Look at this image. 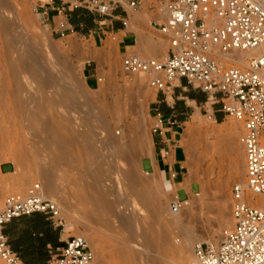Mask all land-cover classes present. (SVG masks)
<instances>
[{
    "label": "rangeland",
    "instance_id": "1",
    "mask_svg": "<svg viewBox=\"0 0 264 264\" xmlns=\"http://www.w3.org/2000/svg\"><path fill=\"white\" fill-rule=\"evenodd\" d=\"M0 4V206L7 194H25L34 184L46 196L45 180L37 172L49 164L56 191L53 197L46 198L57 201L63 209L60 226L63 236L84 233L95 264H152L159 256L161 264H174L172 248L188 234L200 243L217 245L223 229L232 222L230 187L236 178L244 176V157L238 142L240 124L227 115L219 122L210 121L202 108L181 125L179 143L184 150V177L192 183L193 190L186 197L184 189H175L177 197L187 199L188 204L174 212L170 209L174 185L167 184L158 171L146 170V164L145 168L141 166L142 158L152 146L149 103L155 89L147 85L143 74L127 75L122 71L123 54L118 52L113 36L105 42H94L79 31L61 37L40 19L39 0H0ZM139 8L142 12L135 11L134 15L142 19L146 41L141 49L136 48L137 54L144 58L163 56L167 39L152 25L159 22L158 6L154 0H141ZM87 47L100 53L97 59H91L90 51L82 50ZM15 48L25 58L17 59ZM17 65H23L25 72L13 73L11 69ZM89 70L99 79L98 85L91 89L86 86L85 78ZM51 71H57L60 84L72 86L76 94L69 95L71 101L62 94L55 97H60L57 103L55 100L51 105L44 103L54 91L52 86L49 90L41 88L49 86ZM36 72L43 74L41 78L33 77ZM32 92L38 101L29 95ZM74 100L89 102L100 114L103 112L101 119L104 116L102 120L120 139L119 148H106L94 128H87L84 135L63 130L65 114L83 113V107L75 108V102L70 104ZM217 106L208 103L204 109L210 111V107ZM46 119L64 124L59 129L62 132L48 133L44 140L39 124ZM76 123L84 128L89 124L77 120ZM54 143L61 146L53 149ZM66 152L72 159L63 158ZM108 157L113 164L107 163ZM91 185L100 196L105 189H112L103 197L107 212L94 202L89 190ZM116 187L118 190L114 191ZM121 200L124 205L119 203ZM153 203L162 207L165 217L161 218V212L151 208ZM121 210L138 212L136 229L120 226ZM223 214H226L224 219ZM163 234L165 240L155 244ZM191 251L181 264L190 257Z\"/></svg>",
    "mask_w": 264,
    "mask_h": 264
},
{
    "label": "built area",
    "instance_id": "2",
    "mask_svg": "<svg viewBox=\"0 0 264 264\" xmlns=\"http://www.w3.org/2000/svg\"><path fill=\"white\" fill-rule=\"evenodd\" d=\"M162 13L154 28L168 42L160 57H141L129 52L122 56L121 69L127 75L143 74L147 85L166 90L176 79L206 94V102L218 105L216 112L232 117L240 124L238 142L244 157V184L230 187L232 225L223 229L217 245L198 243L184 264H264V208L246 194L264 197V0H154ZM141 0H128L135 9ZM37 9L54 8L58 13L84 8L97 18L110 16L107 0H39ZM122 26L126 21H121ZM63 37L72 29L65 20L57 25ZM257 49V54L238 65L220 53ZM99 79H97L98 81ZM206 118L215 122L212 111ZM163 116L152 113L150 131L160 134ZM171 172L170 177L174 178ZM244 185V186H243ZM186 197L188 194L186 193ZM185 199V198H184ZM177 195L170 204L180 210ZM33 213L43 214L62 226L61 210L55 200L43 197L38 184L25 194H7L0 206V261L24 264L11 248L4 233L12 219ZM46 264H95L87 239L69 236L61 248L51 250Z\"/></svg>",
    "mask_w": 264,
    "mask_h": 264
},
{
    "label": "crops",
    "instance_id": "3",
    "mask_svg": "<svg viewBox=\"0 0 264 264\" xmlns=\"http://www.w3.org/2000/svg\"><path fill=\"white\" fill-rule=\"evenodd\" d=\"M112 4L110 16L106 18H97L84 8H79L65 13H58L56 9L41 8L39 10L40 19L51 32L57 34V25L59 19H64L67 27L72 29V32L79 31L81 34L89 35L94 42L107 41L109 36H113L116 41L118 52L125 54L129 52L137 53L136 48L145 45V29L141 18L134 15L135 11L142 12V8L131 9L127 6V1L107 0ZM125 20L126 25L122 26L121 21ZM71 33V32H70ZM69 34V32H68ZM162 56V55H161ZM160 57V56H158ZM86 86L93 88L98 85L96 73L92 70L86 71ZM206 94L200 92L187 85L185 80H173L166 90H155L150 100L149 106L151 113L159 111L164 119L162 131L160 134H152V146L141 160V166L146 164V170L158 171L162 175L164 181L170 186L174 185L172 190L176 195V190L184 189L185 193H191L193 190L192 183L186 182L184 177V150L179 143V130L181 125L186 122L192 114L200 112L202 108H207ZM213 112L215 121H221L225 116L216 109L210 107ZM175 173L174 178L170 177V173ZM187 187V188H186ZM176 189V190H175ZM34 214V213H33ZM40 214V213H39ZM29 215L20 216L12 219L5 225L4 231L9 241H18L22 230L26 227ZM45 219H47L45 217ZM49 220V219H48ZM50 221L52 229L55 231V244L46 245L47 254L40 264H46L49 252L61 248L66 237L63 236V231L60 226L53 224ZM33 235V234H32Z\"/></svg>",
    "mask_w": 264,
    "mask_h": 264
},
{
    "label": "bare ground",
    "instance_id": "4",
    "mask_svg": "<svg viewBox=\"0 0 264 264\" xmlns=\"http://www.w3.org/2000/svg\"><path fill=\"white\" fill-rule=\"evenodd\" d=\"M1 4L3 5V3L1 2ZM0 4V5H1ZM17 5V4H16ZM11 6V5H10ZM1 7L2 6H0V9H1ZM3 11V10H2ZM160 17H162V13L160 12V10H159V15H158V18L160 19ZM8 27H9V25H8ZM12 36H14V35H12ZM14 39H16L15 37H13ZM12 42V41H11ZM105 42V41H104ZM16 49V48H15ZM82 49V48H81ZM82 50H86V51H90L91 52V54H92V56H91V59H93V60H95V59H97L98 58V56L100 55V53H99V55L97 54V52H96V50H93V49H91V48H83ZM13 51H15L14 49H13ZM13 51L11 52L12 54H16L17 55V59H19V58H25V56H24V54H22L21 55V53H20V50L19 49H16V53L14 52L13 53ZM257 49H252V50H232V51H229V52H226V53H220V56L222 57V58H224V59H226V60H230V61H233V62H235L236 64H238V65H243V64H245L246 63V61H247V59L248 58H250V57H252V56H254V55H256L257 54ZM166 53V52H165ZM164 53V54H165ZM11 54V55H12ZM163 54V55H164ZM14 55H12V56H14ZM11 71L13 72V73H17V72H23L24 71V66L23 65H17V66H15V67H12V69H11ZM25 72V71H24ZM52 75H53V77H52V80L50 81V84H49V86H41V88H42V90L44 89V90H46V89H50L51 88V86L54 88V91H50L51 92V94H48V95H51V96H47V98H45V102L44 101H42V102H44L45 104H48V103H50V105H51V103L55 100V103H57L59 100H57V99H59L60 97H58L57 99L55 98L57 95L59 96V95H62V97H64V95L66 96L65 97V99H67V101H68V99H70V98H68L69 97V95H73L74 93H75V91L73 90V88H72V86H69V84L68 85H66L65 83L64 84H60L58 81H59V74L57 73V71H51L50 72ZM33 75V77L34 78H41V76L43 75L41 72L39 73V72H36V73H33L32 74ZM101 80V79H100ZM39 81V80H38ZM39 85H37L36 86V88H39L38 87ZM52 88V89H53ZM38 90H40V89H38ZM36 92V94H37V92H39V91H37V89L35 90ZM34 92V91H33ZM32 92V93H33ZM49 92V91H48ZM74 92V93H73ZM78 92V91H77ZM35 94V95H36ZM76 94V93H75ZM29 95H32L33 96V98L34 97H36L35 99H36V101H38L37 100V96H34V93L33 94H29ZM70 96V97H71ZM75 96V95H74ZM74 96H72V97H74ZM30 97V96H29ZM48 97H50V98H48ZM62 97H61V99H62ZM32 98V99H33ZM96 98V97H95ZM35 99H34V101H35ZM42 99V98H41ZM60 99V100H61ZM65 99H63V101L65 100ZM75 99V98H74ZM78 99V98H77ZM44 100V99H43ZM57 100V101H56ZM72 100H73V98H72ZM92 100V99H91ZM97 100L98 99H96V102H97ZM33 101V102H34ZM70 101H71V99H70ZM77 101V100H76ZM75 100L74 101H72V103H70V104H73L74 102V104H73V106L76 108H80V107H83V113H82V111H81V113L83 114H81L80 115V113H68L67 114V116H66V114H65V117L67 118H64V119H66V120H64L63 122L65 123V126H64V128H63V130L64 129H66L67 131H69V132H74V133H76V134H81V135H84L85 134V132H86V129L87 128H94V129H96V130H98L97 132H98V135L100 136V139H102V141L103 142H105V144H106V148H108V147H114V149H116V148H119L120 146H121V143H120V139L118 138V137H116L114 134H112V132H111V130H110V128L108 127V125L106 124V122L105 121H103L102 119L104 118V116H103V118L101 119V116L102 115H104L103 114V112L102 111H100L101 112V114L99 113V111L98 110H96V108H94L93 106H91L90 104H88V103H86L85 101L84 102H82V103H80V102H76ZM87 101V100H86ZM95 100H93V102H94ZM92 101H91V104L93 103ZM60 103V102H59ZM64 103V102H63ZM62 103V104H63ZM100 103V102H99ZM45 104H42V106H44ZM38 105V104H37ZM68 105V104H67ZM93 105V104H92ZM96 105V104H95ZM94 105V106H95ZM103 105V104H102ZM101 105V106H102ZM58 106H59V104H58ZM58 106L56 107V108H58ZM101 106H99L98 108H100ZM55 107V106H54ZM97 107V106H96ZM68 108V107H67ZM102 108V107H101ZM100 108V110H102ZM38 109V108H37ZM103 109H104V106H103ZM73 110H74V108H73ZM77 110V109H76ZM62 111V110H61ZM67 112H70V110H66ZM37 112V111H36ZM40 112V111H39ZM55 112V111H54ZM77 112V111H76ZM79 112H80V110H79ZM38 113V112H37ZM66 113V112H65ZM71 114H72V116H71ZM59 119V118H58ZM58 119H57V121H58ZM55 120H56V118H55ZM55 120H54V123H52L53 121H51V119L49 120V119H46V120H43V121H41L40 122V124H39V127H40V129H41V132H43L42 134H44V136H45V138L44 137H42V138H44V140H46V136H47V134L48 133H52V134H55V133H59L58 131H63V130H59V129H61L62 127V125L64 124V123H59V122H56L55 123ZM76 120L77 121H82V123H85V125L87 124V123H89L88 124V126L86 125V128H84V126L82 127L81 125L79 126V123H76ZM105 120V119H104ZM60 121V120H59ZM61 122V121H60ZM189 127V126H188ZM190 131H191V128L189 127L188 128V133L190 134ZM232 131V130H231ZM119 133V132H118ZM230 134H231V132H230ZM231 138V137H230ZM43 140V139H42ZM61 146V144H52V148L54 149H57V148H59ZM52 148H51V150H52ZM107 151V150H106ZM110 152H107V154H109ZM72 154V153H71ZM104 154V153H103ZM106 155V154H105ZM119 155V153H117V155L116 156H118ZM46 157V156H45ZM72 156L70 155V153H65L64 154V156H63V158L64 159H72L71 158ZM104 158V156H102V159ZM105 160V159H104ZM108 161H109V163H111V164H113V161L111 160V158H109L108 157V159H107V163H108ZM242 162V161H241ZM47 166H48V168H45V169H40L37 173L38 174H40L41 176V178L43 177V179L45 180L44 181V191H45V193H46V196L43 194V190L40 188V191H41V194H42V196L44 197H50V196H52V195H54L55 194V191H56V187L54 186V184L52 183V174H51V167H50V165L49 164H47ZM52 175V176H51ZM34 176V175H33ZM32 176V177H33ZM55 176V175H54ZM126 177H128V175H126ZM235 179V178H234ZM236 183H240V184H244V176H243V178H236ZM244 186V185H243ZM114 188V187H113ZM187 188V187H186ZM89 190H90V194H91V196L93 197V199H94V202L98 205L97 207H99V205L101 206V208L105 211V212H107V209L104 207V205H103V197H105V195H108L109 194V192H111V190L112 189H105L104 190V195L103 196H100L99 194H98V192H97V189H96V187L95 186H93V185H91L90 186V188H89ZM116 190H118V188L116 187L115 188V190L114 191H116ZM58 196V195H57ZM246 196H247V198H248V200H250L251 202H252V204H254V205H256V206H258V207H261V208H264V197H262V196H253V195H251V194H249V193H247L246 194ZM53 197V196H52ZM60 197V196H59ZM175 198H176V195H175V193H173V197H172V200H171V202H170V204L175 200ZM59 201V200H58ZM57 202V201H56ZM61 202V201H60ZM121 205H124V201L123 200H121L120 202H119ZM95 204V205H96ZM188 204V200L186 199H184L182 202H181V207L180 208H183L185 205H187ZM224 204V203H223ZM59 205V204H58ZM59 207H60V210L62 209L61 208V206L59 205ZM151 208L153 209V210H155V212H158V213H160L161 214V218H163V217H165V215H164V212H162V207L159 205V204H157V203H153L152 205H151ZM63 210V209H62ZM123 210V209H122ZM120 211V213H119V218H120V222H121V224H120V226L122 227V226H125V227H127V228H129V230L131 229V230H134V226H135V224L137 223V221H138V219H139V216H138V212L136 213L135 211H130L129 213L127 212V213H124L123 211ZM148 210V209H147ZM164 211V210H163ZM166 212H168V211H166ZM82 214H84V213H82ZM142 214V213H141ZM85 215V214H84ZM142 216V215H141ZM176 217V216H175ZM226 217V214L224 215L223 214V216L221 217L222 219H224ZM143 218V217H142ZM177 218V217H176ZM143 220V219H142ZM146 220H147V218H146ZM231 221H233L232 220V218H231ZM232 223L233 222H231V225H232ZM230 225V224H229ZM230 225V226H231ZM87 226V225H86ZM230 226H228V227H230ZM228 227H226V228H224V229H227ZM126 228V229H127ZM88 229V228H87ZM135 229H136V226H135ZM141 229V228H140ZM90 230V229H89ZM88 230V233L90 232L91 233V231H89ZM142 230V229H141ZM148 230V229H147ZM87 231V230H86ZM183 231H186V232H188V229L187 228H184L183 229ZM138 232V231H137ZM140 232V231H139ZM148 232V231H147ZM147 232H146V234H147ZM127 233V232H126ZM125 233V234H126ZM84 234V233H83ZM83 234H79V235H81V236H84ZM138 234H140V233H138ZM145 236V235H144ZM147 236V235H146ZM165 235L163 234V235H161L156 241H155V244L157 243V244H160L163 240H165ZM200 241V240H199ZM198 240H195L194 239V237H193V235H190V234H188V236H187V238L186 239H184V240H182V242L180 243V244H178L177 246H175V247H173L172 248V256H174V258H175V263L174 264H181V261H182V259L183 258H185L186 257V255L187 254H189V252H190V250L192 249V247L195 245V244H198V243H200ZM191 256V255H190ZM150 260H152V259H150ZM151 262V261H150ZM161 262H162V257L161 256H159V257H156L155 259H153V261H152V264H161Z\"/></svg>",
    "mask_w": 264,
    "mask_h": 264
},
{
    "label": "trees",
    "instance_id": "5",
    "mask_svg": "<svg viewBox=\"0 0 264 264\" xmlns=\"http://www.w3.org/2000/svg\"><path fill=\"white\" fill-rule=\"evenodd\" d=\"M27 221L19 240L9 241L8 239V241L24 264H40L48 255L46 245L48 243L51 246L55 244L56 233L52 229L50 221L45 219L43 214L34 213L29 216Z\"/></svg>",
    "mask_w": 264,
    "mask_h": 264
}]
</instances>
